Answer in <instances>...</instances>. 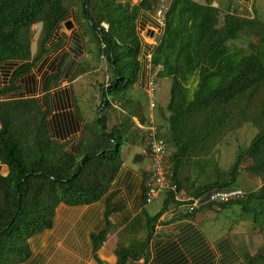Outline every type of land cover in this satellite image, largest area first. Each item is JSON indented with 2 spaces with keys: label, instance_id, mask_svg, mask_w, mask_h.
<instances>
[{
  "label": "trees",
  "instance_id": "16d2710c",
  "mask_svg": "<svg viewBox=\"0 0 264 264\" xmlns=\"http://www.w3.org/2000/svg\"><path fill=\"white\" fill-rule=\"evenodd\" d=\"M129 1L122 4L117 0H76V21L79 25V21L87 24L95 54L105 61L110 77L106 86L100 88L95 118L84 122L74 155L65 150L66 145L49 139L45 106L41 108L33 98L0 101V264H43L45 259L39 254L33 255L29 241L53 228L58 207L79 208L100 201L121 171V146L127 140L135 143L138 138L140 147L144 146L143 136L137 138L136 132L130 134L132 118L142 126L148 121L140 99L133 95L142 63L146 65L145 79L150 63L161 67L156 75L158 81L170 80L165 111H159L168 131L165 143L169 180L178 189L195 196L227 190L235 188L240 165L245 162L243 170L249 178L258 179L261 187L245 193L241 199L216 206L227 208L239 204L249 212V206L255 204L259 217H264V126L246 148L238 150L228 173L218 180L195 187L190 176L183 172L189 165H198L195 159L212 157L227 134L248 121L258 123L255 117L249 120L246 109L264 91L263 20L258 16H238L228 6L220 23V10L212 6V0H170L158 40L154 45H145L136 22L142 13L156 25L150 14H154L158 0H142L137 5H130ZM69 11L65 0H0V65L19 64L9 85H0V98L18 91L17 79L31 72L45 55L62 45L60 40L55 44L50 42L67 21ZM35 26H39V31L33 51ZM243 32L256 35L257 44H249L247 51H230L227 44L240 39ZM81 33L84 32L81 30ZM144 47L149 51L141 55ZM50 82L46 80L44 93L48 92ZM257 103L258 118H263L264 96ZM114 106L126 119L109 127L102 113ZM157 128L161 137L160 127ZM132 161L136 165L148 162L139 153ZM2 166L8 169L5 176L1 174ZM149 168L140 171V212L131 220L145 219L147 238L129 246H117L113 253L115 264L145 260L153 223L161 214L179 205L174 194L166 191L159 211L154 215L148 213ZM129 180L128 189L134 194L136 179ZM114 195L106 200L103 228L89 236L96 264H104L97 252L107 236L131 218L129 213H123L119 219L113 217L123 209H111L110 199ZM259 217L253 221L264 222ZM258 228L264 233L261 223ZM251 259L247 264H254ZM258 261L264 264V256L259 252Z\"/></svg>",
  "mask_w": 264,
  "mask_h": 264
},
{
  "label": "crops",
  "instance_id": "0c3cea01",
  "mask_svg": "<svg viewBox=\"0 0 264 264\" xmlns=\"http://www.w3.org/2000/svg\"><path fill=\"white\" fill-rule=\"evenodd\" d=\"M212 1V6L217 7L216 0ZM217 1L218 3L223 1L224 3L227 2V0ZM234 1L242 5V3L244 4V2L246 3L250 0ZM227 5L226 7L229 6ZM136 27L139 35L142 32H146L149 37H153L151 33L157 29L156 25L142 13L137 19ZM158 37L155 39H158ZM64 46L61 45L59 48L51 51L42 58L40 63H38L39 66L44 65L40 72L42 75L41 84L43 85L41 93L38 89L35 91V78L29 74V72L17 79L16 85L20 87L18 91L3 95L0 101L33 98L37 103L39 102L38 104L40 107L42 105L44 109L45 106V108L48 109L46 126L49 139L55 143L66 145L65 150L74 155L82 138L85 126L84 122L85 120H91L84 118V115L79 111L80 109L78 106H76V91L73 87V84L77 83L79 78L85 75V71L79 73L77 71L86 57H84V55L81 57V54L75 55L73 52V54L69 55L71 46L68 45L65 49ZM77 46L80 47L78 44ZM147 50L149 51V48L144 47L141 55L146 54L148 52ZM142 64L135 89L143 92V89L145 90L146 65L145 63ZM18 66L19 64L16 62H7L0 65L1 87L9 85L11 76ZM46 74L49 76L46 77ZM53 77H55L56 80L50 82L52 86H50L47 93H44L46 80H51ZM13 94L17 96L12 97ZM8 95L11 96V98H3ZM77 95H79V93H77ZM40 101L42 102L41 105ZM115 109L114 106V110ZM118 110L121 111L119 108ZM134 121L137 120L133 119V122ZM131 162L134 164L132 160ZM144 162L138 164V167L136 166L134 168L123 163L121 171H119L116 179L111 184L110 189L97 203L79 208H69L63 205L59 206L56 211L53 228L29 241L30 250L33 255L36 256L39 254L43 256L45 259L43 264H96L91 253L89 236L93 233H97L103 228L106 200L114 194L115 195L110 199L111 209H116L117 207L123 209L117 211L113 217L119 219L123 213H129L131 214V218L122 223V227L115 232H111L107 236L106 241L97 252V257L103 261L104 264H115L116 258L113 253L117 246H129L130 244L145 241L147 235L140 233V231L137 233L129 232L135 227H133L134 221L131 220L137 217L140 212V171L143 170V168L141 169L139 167H142ZM3 168H5V172L1 174L5 176L8 169L2 166L1 171ZM132 178L136 179L135 183L137 185L134 194L128 189L130 183L129 179ZM257 181L259 182L258 179ZM260 187L255 185L252 190L244 192H255ZM184 192L188 195H192L190 192ZM159 198L161 201L159 207L153 206L151 209L150 205H147L146 209L150 215H154L159 211L163 196ZM227 208L204 206L190 216L186 215L187 213L183 207L178 206L169 209L161 214L157 221L153 223L151 236L147 240L146 259L137 262H128L127 264H247L245 255L248 253H242L244 251H240L237 248L238 244L230 238L228 234H221V236L212 240L202 229L204 221H217L218 214ZM138 222L143 224L145 233V231H147L145 219ZM131 234L134 235L132 236L134 237L133 241L129 240ZM135 237L138 240H136ZM111 239H115V242H111ZM242 240L247 242V236L244 235ZM251 251L252 253L255 251L253 246ZM250 255L253 256L254 254Z\"/></svg>",
  "mask_w": 264,
  "mask_h": 264
},
{
  "label": "rangeland",
  "instance_id": "374dc122",
  "mask_svg": "<svg viewBox=\"0 0 264 264\" xmlns=\"http://www.w3.org/2000/svg\"><path fill=\"white\" fill-rule=\"evenodd\" d=\"M136 0H130V5H137L135 3ZM195 2H200L201 0H190ZM117 2H120L124 4L127 2V0H117ZM217 2V7L220 10L219 20L221 23V19L223 14L225 13V8L228 3L229 10L231 11L233 9L234 13L241 17H249L252 18L253 16H258L260 19L264 22V0H250L247 1L244 4L240 5L239 3H236L234 0H227L226 3ZM76 0H65V4L69 7V14L68 19L71 23V28L66 29L64 25L60 27V29L55 33V35L52 38L51 44H55L57 41H62V45L64 46V49L70 45L71 48L69 51L70 54H81L83 57H86V59L80 64L79 69L80 71L84 70L85 75L79 78L77 83L73 84L75 92V102L76 106L80 109L79 111L84 115V118L93 120L95 118L96 112L98 111V106L96 105L99 103L100 100V88L101 86H106V84L109 82L110 74L108 73L107 65L104 60L98 58L95 54V44L94 42H91L89 39L91 38L90 33L91 31L87 27V24L83 21H79L80 25L77 23L74 10L76 9L78 11V8L76 6ZM227 5V6H228ZM215 6V5H214ZM153 15V14H150ZM81 28V29H80ZM82 32L85 33H81ZM39 31V26L33 27V39H32V49L34 51V45L35 41L37 39ZM153 37H149L146 32H142L139 36L141 38V41L145 45H154L153 43L158 40L157 38L158 32L152 31ZM258 42V37L256 35H251L250 33L243 32L240 39L237 41L229 42L228 48L230 51L243 49L246 50L248 48V45H256ZM80 45V47L77 46ZM247 51V50H246ZM73 52V53H72ZM97 57V58H96ZM44 65H38L36 66L31 74L35 78V91L38 89L40 90V93L42 92L43 85L42 82V75L40 74L41 70L43 69ZM49 76L46 74V77ZM44 78V77H43ZM56 80L55 77L51 78V82ZM51 84V83H50ZM48 87V90L50 89V85ZM53 84V83H52ZM169 88H170V80L169 79H163L157 81V87H156V93L153 97V101L156 104L155 108L153 110H149L148 108V98L143 92L140 90L135 89L134 90V97L138 100L140 99L142 107L144 109V112L147 117L151 116L153 118V122L156 126L160 127V135L163 138L164 141H167L168 131H166V128L163 126L164 120L163 117L160 115V109L164 110L165 106L167 104V101L169 99ZM79 93V95H77ZM143 93V94H142ZM17 96V95H14ZM264 96V91H260L258 95L252 100L251 105L246 109L247 116L249 117V120L252 118L258 119V123H252L251 121H248L244 123L239 129L233 131L230 134H227L224 136L221 140V142L218 144L216 148V153L212 155L210 158H201V159H195L194 161L198 163V165H189L188 168H184L183 172L187 173L188 176H190L191 180L194 182L195 187L204 186L207 184H210L214 182L215 180H218L222 175L227 174L226 172L228 168L235 162V157L237 155V152L239 149L246 148L252 138L258 133L259 129L264 126V117L258 118V103L260 98ZM3 98H11V96H5ZM86 98V100H85ZM98 101V103H97ZM39 103V102H38ZM40 101V105H41ZM42 107V105H41ZM43 108V107H42ZM115 110L112 108H107L105 112L103 111L102 114H105L108 118L109 127H111L114 124H119L122 121H125L124 113L118 110V108L115 106ZM165 111V110H164ZM111 114V115H110ZM164 116L167 115L166 112L163 113ZM143 131V130H142ZM141 131V132H142ZM134 132L138 134V137H141V132H139L133 121H131V129L130 134L134 135ZM139 138L135 141V143H131V141L127 140L126 143H124L121 146V158L123 163L129 165L130 167L134 168L137 165H134L131 160L133 159V156L136 153H139L140 145L138 143ZM169 152H172L171 146L168 145ZM194 163V162H193ZM205 165V167H204ZM246 163L242 162L241 169L237 175V178L234 182V186L236 188H240L243 192L244 191H250L252 190L255 185L260 187L261 183L258 182L257 179H250L246 172L243 170ZM149 166L148 162H144L142 167L143 170H147ZM138 167V166H137ZM147 167V168H146ZM146 168V169H145ZM5 168L1 171L2 174H4ZM206 194V193H205ZM203 195V197L205 196ZM162 196V195H161ZM160 195L156 197V199L152 200L148 205H150V208L152 209L153 206H158L161 203L159 200ZM152 204V205H151ZM258 208L255 204H251L249 206V212H246L243 210V206L239 204H234L230 206L229 208L222 210L221 213L217 216V221L207 220L204 221L202 229L208 237L212 240L222 235H229L230 238H232L237 244L238 249L241 251H244L242 253H248L245 255L246 260H249V257L252 256L250 254H254L251 258V261L254 264H259L260 261H258V252L264 256V233L259 232L260 223L261 226H264V222L255 223L253 221V218L259 217ZM255 216V217H254ZM260 219L264 220V217H259ZM144 220V219H142ZM135 226V227H134ZM133 230L129 231L130 233H137L140 231V233L146 235L147 231L144 233V227L143 224H140L138 220L136 219L133 223ZM246 235L247 236V242H244L242 240V237ZM133 234L129 237L130 241H133L134 237ZM142 236V235H141ZM125 237V236H124ZM136 240H138L135 237ZM117 240V239H116ZM115 239H111V242ZM118 241V240H117ZM236 244V246H237ZM253 246V249H255L254 253H252L251 248ZM251 252V253H250ZM256 253V254H255ZM248 256V257H247Z\"/></svg>",
  "mask_w": 264,
  "mask_h": 264
},
{
  "label": "built area",
  "instance_id": "2783aa9c",
  "mask_svg": "<svg viewBox=\"0 0 264 264\" xmlns=\"http://www.w3.org/2000/svg\"><path fill=\"white\" fill-rule=\"evenodd\" d=\"M142 0H136L138 4ZM170 0H158L157 6L152 15V19L157 25L156 31L158 35L164 28V16L168 10ZM101 26L107 29V25L102 23ZM155 44V42L153 43ZM150 58V57H149ZM161 70L160 66H152L150 63L147 65V77L145 79V91L144 94L148 98V108L153 110L156 104L153 101V97L156 93L157 87V73ZM135 118H132V121ZM136 129L142 133L144 146L140 147L139 154L146 157L149 163L150 177L147 182L149 191L147 194V201L150 203L156 199L159 195H163L164 192L170 191L174 194V200L179 203L178 206L183 207L187 214H192L206 205H220L227 204L232 201L241 199L245 196L240 188H231L227 190H215L202 195H188L184 191L177 188L168 178V171L166 167L168 151L167 146L163 138L159 136L158 128L153 122L151 116L148 117L146 125H141L138 121L133 122Z\"/></svg>",
  "mask_w": 264,
  "mask_h": 264
},
{
  "label": "water",
  "instance_id": "95a60500",
  "mask_svg": "<svg viewBox=\"0 0 264 264\" xmlns=\"http://www.w3.org/2000/svg\"><path fill=\"white\" fill-rule=\"evenodd\" d=\"M63 25H64V27L66 29H70L71 28V23L69 21H66Z\"/></svg>",
  "mask_w": 264,
  "mask_h": 264
}]
</instances>
